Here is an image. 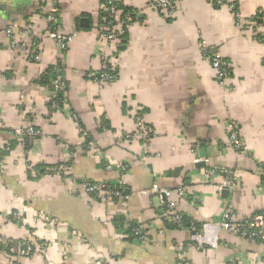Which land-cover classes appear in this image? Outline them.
<instances>
[{"label": "crops", "instance_id": "1", "mask_svg": "<svg viewBox=\"0 0 264 264\" xmlns=\"http://www.w3.org/2000/svg\"><path fill=\"white\" fill-rule=\"evenodd\" d=\"M104 1L48 0L60 32L74 36L63 54L40 0H0V264H264V243L223 224L229 205L240 220L264 211V23L254 17L264 0H177L172 16L152 0H121L123 18L133 12L122 47L101 39ZM29 27L33 36L22 37ZM202 43L229 63L226 84ZM107 61L114 82L89 77ZM58 65L65 90L55 100L44 73ZM137 117L148 139L132 137ZM232 123L251 154L232 146ZM29 125L42 133L30 149L15 136ZM223 167L238 179L233 192L226 174L206 180ZM85 181L128 193L106 203L81 189ZM154 185L199 232L159 222L161 197L141 194ZM38 213L57 224L35 221ZM149 224V241L131 235ZM24 242L38 249L20 255Z\"/></svg>", "mask_w": 264, "mask_h": 264}, {"label": "built area", "instance_id": "2", "mask_svg": "<svg viewBox=\"0 0 264 264\" xmlns=\"http://www.w3.org/2000/svg\"><path fill=\"white\" fill-rule=\"evenodd\" d=\"M40 1L41 7L39 8V11L40 13H46L48 36L59 44L61 51L63 52V54H65L68 50L69 44L73 41L74 36L64 35L60 32L58 25V9L56 7H53L49 10L48 8H46L48 0ZM217 1L219 2V4H223L227 0ZM176 3L177 0H152L151 6L156 10H164L167 15L172 16L176 9ZM120 4L121 0H105L102 3V20L99 27V32L101 39L106 43L122 44V36L124 34L123 27L127 29L128 26L133 22V12H128L123 18L124 12L120 10ZM237 17L239 18L238 14ZM254 17L264 23V9L258 11L254 15ZM12 28L13 26L7 30V34L9 36L13 35ZM21 36H33V29L31 27L24 28ZM40 41L41 40L38 38L37 41L33 44L34 47L32 46L36 53L39 50ZM16 43H13L12 48L19 50H24L27 48L24 43ZM202 49L205 52L206 56L208 55L210 62L216 72L218 81L221 84H226L231 75L229 63L224 60L222 55H220L219 53L210 52L205 43H202ZM55 71L56 77L52 81L49 88L51 89L53 98L55 100H59L60 93L65 90V76L63 74L64 70L61 67H57ZM89 77L101 84L112 83L117 79V75L115 74L114 70L105 71L101 74H90ZM58 107L59 104L54 103V108L56 109ZM136 122L139 131L132 137L148 139L151 136L152 132L148 127L144 126L143 120L140 117L136 118ZM15 136L20 140L26 141L28 145L33 147L39 141L42 133L34 126L29 125L27 127L17 129L15 131ZM230 142L235 149L242 151L246 155L251 154L249 150H246L242 140L240 139L239 128L236 123H232L230 125ZM89 145L93 147L92 142ZM260 166L264 170V161L260 163ZM51 171L58 172L57 168H53ZM220 172L227 175V180L225 181L223 188L229 193L233 192L237 185L238 179L236 175L232 171L227 170V168H208L206 171V180L212 182L213 178ZM81 189L85 193L106 203L120 200L122 197H124L125 192V189L122 187H117L114 185L108 186L105 183H96L92 181L83 182L81 184ZM141 194L158 195L161 197L162 208L159 214V222L163 224L171 223L177 225L180 229L188 230L191 232H199L198 225H196V223H194L193 221H190L189 224H185V216L180 212L177 201L172 198L171 191L160 188L158 185H154L147 190L141 191ZM178 195L181 198L184 197L186 195V190L182 188L179 189ZM36 216L37 217H35V221H44L52 227L57 224L56 219L45 216L42 213H38ZM223 224L227 228V230L235 236L264 243V211L257 213L249 218L240 220L234 213L232 206L229 205L227 209H225L223 215ZM154 230L155 226L153 224L136 225L131 229L133 236L143 242H147L150 240L152 232ZM157 231L159 233H164L165 228H160ZM5 245L6 242L0 238V247H5ZM39 247L40 248L38 251L44 253L45 246L39 245ZM36 249L38 248L36 246H33L30 242H24V244H22L20 255L30 256Z\"/></svg>", "mask_w": 264, "mask_h": 264}, {"label": "trees", "instance_id": "3", "mask_svg": "<svg viewBox=\"0 0 264 264\" xmlns=\"http://www.w3.org/2000/svg\"><path fill=\"white\" fill-rule=\"evenodd\" d=\"M101 17H102V15H101ZM124 43L125 42H122V45L120 46V47H122V46H124ZM59 67H60V65H58ZM58 66H54V67H52V68H50L49 70H47L45 73H44V75H45V83H46V85L48 86V87H50V85H51V83H52V81L55 79V77H56V68L58 67ZM106 69H108L107 71H113L114 70V67L112 66V64L110 63V62H106ZM113 69V70H112ZM101 73H103V72H100V74ZM115 74L117 75V71H115ZM27 146H28V148L30 149L31 148V146L30 145H28L27 144ZM185 224H188L189 222H190V219H188V217H185ZM136 225H134L133 227H135ZM130 233H131V231H130ZM131 235H133L132 233H131ZM1 248V247H0Z\"/></svg>", "mask_w": 264, "mask_h": 264}, {"label": "water", "instance_id": "4", "mask_svg": "<svg viewBox=\"0 0 264 264\" xmlns=\"http://www.w3.org/2000/svg\"><path fill=\"white\" fill-rule=\"evenodd\" d=\"M82 24H83V25L87 24V20H86V19H83V20H82ZM127 193H128V190L125 191V194H127ZM227 193H228V192H227Z\"/></svg>", "mask_w": 264, "mask_h": 264}]
</instances>
